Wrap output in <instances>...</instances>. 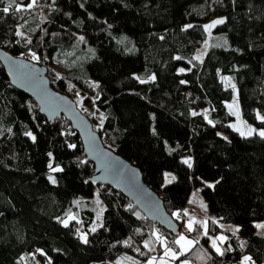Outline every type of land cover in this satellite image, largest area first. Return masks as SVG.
<instances>
[{
  "label": "trees",
  "instance_id": "obj_1",
  "mask_svg": "<svg viewBox=\"0 0 264 264\" xmlns=\"http://www.w3.org/2000/svg\"><path fill=\"white\" fill-rule=\"evenodd\" d=\"M29 3L0 0V47L45 65L51 85L83 111L96 106L102 124L88 117L104 144L139 167L180 227L174 211L198 186L219 221L239 224L234 233L211 218L208 233L173 264H233L245 256L264 264V227L256 225L264 220V137L234 129L226 104L236 92L242 117L264 130V0ZM216 20L224 22L205 28ZM77 40L95 48L86 75L56 71ZM93 174L70 122L49 120L0 63V264H146L159 252L153 228L174 246L181 228L149 220L121 192L94 184ZM69 214L77 219L65 226ZM222 230L220 255L211 234Z\"/></svg>",
  "mask_w": 264,
  "mask_h": 264
},
{
  "label": "water",
  "instance_id": "obj_2",
  "mask_svg": "<svg viewBox=\"0 0 264 264\" xmlns=\"http://www.w3.org/2000/svg\"><path fill=\"white\" fill-rule=\"evenodd\" d=\"M0 63L10 83L32 98L49 120L64 116L78 133L87 159L94 164L91 181L121 192L151 221L172 232L180 224L167 211L162 198L145 182L138 166L102 141L91 119L75 100L55 89L47 67L0 47ZM231 264V263H225Z\"/></svg>",
  "mask_w": 264,
  "mask_h": 264
},
{
  "label": "rangeland",
  "instance_id": "obj_3",
  "mask_svg": "<svg viewBox=\"0 0 264 264\" xmlns=\"http://www.w3.org/2000/svg\"><path fill=\"white\" fill-rule=\"evenodd\" d=\"M214 21L209 22L207 25L212 24ZM207 44H203V46L198 50L197 55H202L204 53V51L206 50ZM69 51H65L62 50L63 55L60 56V60L57 61L56 64H54L55 70L56 71H74L77 74L80 73L82 74V76L86 75V63L88 62V60L90 58H92L95 55V48L92 45H82L80 40H77L74 44L71 45V47L69 48ZM68 50V49H67ZM27 58V57H25ZM64 58H67L68 60H71L69 62L70 66L68 63H66L64 61ZM29 59V58H27ZM42 65V64H41ZM137 76H139L138 74H136ZM227 107L229 110H231V112L234 115V119L233 121L230 123L231 126L233 127V125L235 127H233L234 129H239V132H247L248 128L251 127L253 129H255L257 133H259V131H261V129H258L257 127H255L253 124L247 122L241 115V110H240V106L238 103V98H237V94L235 92V97L229 101L226 102ZM229 105H232V108L230 109ZM81 111L82 108H80ZM239 111V116L235 115L234 113L237 111ZM84 113H87L88 111H83ZM194 112V110H193ZM88 114V113H87ZM94 114V119H95V124L96 126H100L103 122L104 119V115L103 113L96 108H93V111L90 112V114H88V116L93 115ZM219 132H221V130H219ZM254 132V133H255ZM223 133V132H221ZM174 177V174L170 171L167 172L166 174V179L170 180ZM206 184L212 185L213 181L211 180H207ZM176 213H179L178 210L174 211V215H176ZM179 217L182 219V223H181V230L178 232V234L176 235L175 240H178L180 238V236H186L189 240L195 241L196 239L200 238L202 235L206 233H208V223L209 220L212 218L214 220H216V222L218 224H220L222 227H227L230 231L236 233L238 231H234L235 229H239V224L238 223H223L221 221L218 220V217L209 210L206 200L204 198V195L202 193V187L198 186L195 187L190 195V200L188 202L187 205H185V207L180 211L179 213ZM193 222L192 225V230H189L188 228V223L189 221ZM201 222H206V223H201ZM100 225V219H97V217L95 218L92 226L95 228L96 226ZM256 225H264V220H260V221H256ZM156 228V227H155ZM158 231L156 229L153 228L152 233H151V238H152V243L154 245V242L158 240L156 239V233ZM80 234L82 236L86 235V230H80ZM160 236V235H159ZM220 236H224L226 237V232L224 230L218 232L217 234L212 235L211 234V242L213 245V240L216 241L217 246H219L222 250V245L221 243L224 242L225 240L221 241L219 239H217ZM162 239L159 241V247H157V249H159V252H156V254L154 255V257L156 258L155 260V264H161L162 260L164 262V264H173V260L170 256H165V248H164V244L163 241H166L162 236H160ZM154 239V240H153ZM83 240V239H82ZM168 244V243H167ZM193 245V244H192ZM190 245L188 247V249L192 246ZM168 247L173 248L179 255V253L181 252L180 246L174 244L173 245H169ZM216 250V248H214ZM153 258V257H152ZM151 258V259H152ZM149 259V260H151ZM149 260L146 262V264H148ZM187 260L188 259H184L182 258L180 260V264H182V261ZM239 261V260H238ZM238 261H235L233 264H237ZM189 264H192L189 261ZM257 264V263H255Z\"/></svg>",
  "mask_w": 264,
  "mask_h": 264
},
{
  "label": "snow or ice",
  "instance_id": "obj_4",
  "mask_svg": "<svg viewBox=\"0 0 264 264\" xmlns=\"http://www.w3.org/2000/svg\"><path fill=\"white\" fill-rule=\"evenodd\" d=\"M12 2L14 3L15 0H12ZM35 2H36V0H31V3H29V4L27 5V7H28V8L33 7L34 4H35ZM11 7H12V5L9 4L8 7L3 8V12H5V13L9 12V10H10ZM20 10H21V8H20L19 6H17V7L15 8V11H20ZM223 22H224L223 20H216V21H214L212 24H210V25H206L205 28L210 29V28L214 27L216 24H221V23H223ZM189 27H191V25H189ZM33 57L38 59V57H35V54H34V53H33ZM178 59H179V58H178ZM196 59H200V57H196ZM181 71H183V69H181ZM152 79H155V77L153 76ZM142 82H143V81H142ZM182 83H183V82H182ZM229 107H230V109H231V108H232V105H229ZM234 114L237 115V116H239V111H238V109H237V111H236ZM259 119L264 120V116H260ZM209 123H212V121H209ZM233 127H235V126L233 125ZM237 131H239V129H237ZM255 131H256L255 129L249 127L248 130H247V132H241V135H248V136H251V135H253V133H254ZM27 134H28V135H31V133H27ZM259 135H260L261 137H264V130L259 131ZM32 138L35 139L34 136H33ZM70 147H75V145H70ZM184 162L187 163V164H189V166H191V162H190V161L186 160V161H184ZM53 171H61V169H59V168H55V169H53ZM50 179H52V178H50ZM52 182L55 183V182H56L55 179H52ZM76 203L79 204L80 202H79V201H76ZM129 207H132V206L130 205ZM137 215H139V213H137ZM176 215H177V217H179V213H176ZM76 219H77V217H76L75 215H73V214H69L68 218H67L66 220L62 221V223H64L65 226H67L69 220H76ZM201 223H206V222H201ZM192 225H193V222L190 220L189 223H188V228H189V230H192ZM257 227H264V225H257ZM238 230H239V229H235L234 231H238ZM92 231H96V229L93 228ZM205 234H207V233L205 232ZM155 235H156V239H157L158 241H160V240L162 239V238L159 236V233H158V232H157ZM82 239H83V241H84L85 243L88 242V241H87V236H86V235H83V234H82ZM217 239L223 241V240L227 239V237L220 236V237H218ZM125 243H127V241H126ZM173 243L176 244V245H179V246H180L181 252L179 253V255H182L184 252H186V251L188 250V247H189L190 245H192V244L194 243V241L189 240L186 236H183V235H182V236H180V238H179L178 240H175ZM163 244H164V248H165V253H164L165 256H170L172 259H176V258L178 257V253H177L173 248L168 247L167 241H163ZM145 246H146V247L148 246V242H147V241L145 242ZM213 247L216 248V251H217L220 255H223V251L221 250V248H220L219 246H217L215 240H213ZM250 259H251L250 257H247V256L244 257L245 264H246V262H248ZM155 260H156V258L153 257L151 260H149L148 264H155ZM161 264H164L163 260H162ZM182 264H189V261L184 260V261H182Z\"/></svg>",
  "mask_w": 264,
  "mask_h": 264
},
{
  "label": "crops",
  "instance_id": "obj_5",
  "mask_svg": "<svg viewBox=\"0 0 264 264\" xmlns=\"http://www.w3.org/2000/svg\"><path fill=\"white\" fill-rule=\"evenodd\" d=\"M246 257V256H245ZM250 257V256H247ZM251 258V257H250ZM237 264H245L244 258H242L241 260H239L237 262ZM246 264H255V261L251 258L248 262H246Z\"/></svg>",
  "mask_w": 264,
  "mask_h": 264
}]
</instances>
